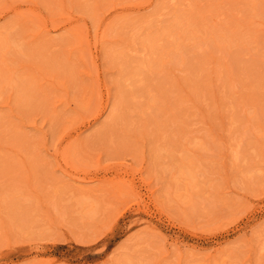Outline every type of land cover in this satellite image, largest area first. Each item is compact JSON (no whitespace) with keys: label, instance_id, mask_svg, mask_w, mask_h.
Wrapping results in <instances>:
<instances>
[{"label":"rangeland","instance_id":"obj_1","mask_svg":"<svg viewBox=\"0 0 264 264\" xmlns=\"http://www.w3.org/2000/svg\"><path fill=\"white\" fill-rule=\"evenodd\" d=\"M0 264H264V0H0Z\"/></svg>","mask_w":264,"mask_h":264}]
</instances>
